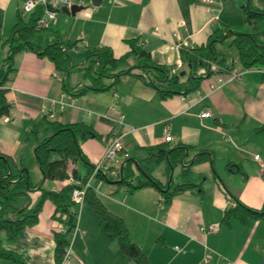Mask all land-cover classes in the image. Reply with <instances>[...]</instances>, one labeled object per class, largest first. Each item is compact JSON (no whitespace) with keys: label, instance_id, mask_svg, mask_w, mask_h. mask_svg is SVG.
Segmentation results:
<instances>
[{"label":"crops","instance_id":"1","mask_svg":"<svg viewBox=\"0 0 264 264\" xmlns=\"http://www.w3.org/2000/svg\"><path fill=\"white\" fill-rule=\"evenodd\" d=\"M27 1L0 0L1 35L8 30L10 33L5 40H0V76L9 55L13 28ZM213 1L96 0L93 3V0H74L87 6L86 10L76 16L61 12L51 29L45 30L50 36L36 40V34L32 41L44 47L49 40H63L72 66L70 74H66L67 81L75 96L63 86L65 74L33 49H23L14 56V71L5 83L12 108L0 121V154L23 162L27 149L35 153L39 134L42 140L52 133L47 128L49 119L42 104L64 95L66 102L70 104L73 98L74 103L64 111L56 105L55 121L85 122L100 136L81 142L83 152L94 167L101 161L107 145L121 137V152L103 167L105 174L117 176L126 160L160 152L162 157L151 175L161 185L203 182V192L197 188L183 191L166 204L161 191L154 187L130 192L125 186L102 177L91 180L103 203L124 220L130 238L140 245L152 264H200L207 255L213 256L214 264L228 261L263 264L264 220L249 217L243 222L233 216L228 224L221 225L225 214L239 202L256 210L264 208V175L260 163L254 160L259 154L264 162V130H260L264 126L263 70L248 71L240 80L215 91L210 90L209 80L205 79L197 91L162 96L136 69L121 76L118 84L109 90L77 93L89 83L85 68L95 48H109L116 58L124 57L115 71L126 70L135 65L131 42L138 40L150 54L151 63L170 71L181 59L177 43L199 48L207 45L215 34L225 31L222 14L228 0ZM232 5L235 9L238 7L235 2ZM215 13L219 14L218 20H213ZM219 42L222 41L215 42V50ZM184 70L187 71L183 69L180 74ZM184 77H188V71L181 77L183 82L188 79ZM206 110L211 112V117L201 116ZM167 128L173 135L172 142L164 140ZM179 144L190 147L186 152L187 161L206 152L213 157L186 168L181 163L170 167L165 150ZM58 157L52 155V159ZM78 169L80 172V166ZM80 175L85 174L80 172ZM74 181L43 179L40 184L44 189L59 191ZM40 193L36 190L19 195L24 201L18 207L33 205ZM59 214L55 203L46 200L37 224L27 227L11 241L3 234L1 246L20 255L25 264H136L121 251L117 239L109 238L99 215L88 203L75 220L77 228L67 233L70 248L59 261L55 242L56 233L61 229ZM201 225H215L217 230L204 232ZM166 247H173L177 252L171 255ZM0 264L16 262L0 258Z\"/></svg>","mask_w":264,"mask_h":264},{"label":"trees","instance_id":"2","mask_svg":"<svg viewBox=\"0 0 264 264\" xmlns=\"http://www.w3.org/2000/svg\"><path fill=\"white\" fill-rule=\"evenodd\" d=\"M238 1L241 3L240 8L245 14V22L251 27L250 31H237L235 26L234 29L228 28L225 33L221 31L218 36L215 34L205 46L181 50V58L184 64L195 69L204 66L207 68L206 75L197 78L188 76V79L183 82L180 75L171 76L167 68L151 63L150 54L136 40L131 42V54L136 62L133 67L126 70L115 71L118 63L124 61L125 58H116L111 49L100 47L91 50L88 57L89 65L85 68V78L89 80V83L84 84L77 94H83L90 90L97 92L109 90L118 84L121 76L128 75L136 69L140 71L138 75L147 84L159 91L162 96L175 92L184 95L189 94L197 91L205 78L214 73H222L232 67L235 58L231 60L227 56L219 54L214 48L215 42L228 38L232 39L231 46H236L238 50L236 57L239 58L242 66L247 69H262V79L264 80V0ZM38 15V12L29 16L20 13L13 28V35L9 41V55L4 61L3 74L0 76V121L9 115L12 108V104L7 98L8 89L5 88V83L14 71L13 59L19 51L33 49L41 53L42 56L49 58L57 70L67 74V76L70 74L72 68L70 56L67 48L62 45L63 40L57 38L49 40L44 47L36 46L33 43L32 38L41 32L36 28ZM214 66L222 69L213 68ZM67 76L63 78V86L71 95H74L67 81ZM106 79L111 82L106 83ZM183 87L185 90L182 89ZM47 122V128L52 133L40 140L35 148V156L44 180L65 181L74 179L75 181L67 184L59 191L44 189L43 184H33L30 181L29 172L23 163L20 165L19 173L16 174L11 168L9 157L0 154V258L13 259L16 264H25V261L20 255L1 246V236L6 234L8 240L11 241L27 227L37 224L46 200H52L55 203L57 212L67 214L66 223L70 226V231L74 229L77 224L75 223L76 215L70 211V207L73 205L72 192L76 187H83L94 171V165L89 162L83 152L81 142L89 138H100V136L85 122L67 124L51 120ZM41 124L44 122L42 121ZM260 130H264V126ZM189 149V146L179 144L167 152L165 150V156L168 155L170 167L181 163L186 168L192 163L210 160L213 157V154L206 152L196 156L193 161H187L186 152ZM159 153H149L145 158L126 160L117 176H109L102 171L96 176L123 185L130 192L154 187L161 191L166 204L170 203L175 195L183 191L197 188L203 192V182L196 184L186 181L177 185L170 182L163 186L153 178L151 175L153 166L162 157ZM53 154H57L59 157L52 159ZM79 159L87 167V173L84 176L80 175L76 165ZM36 190L41 191V196L33 205L29 203L26 206L18 207L14 204L19 195ZM84 199L85 203H88L99 215L109 238L119 241L120 249L125 255L133 259L136 264H152L150 257L144 253L140 245L130 238L129 228L124 220L107 208L92 186L87 188ZM233 216L239 217L243 222H246L249 217L264 220V208L256 210L239 202L235 208L230 209L225 214L221 225L228 224ZM55 242L57 259L61 261L70 247L67 234L57 232Z\"/></svg>","mask_w":264,"mask_h":264},{"label":"built area","instance_id":"3","mask_svg":"<svg viewBox=\"0 0 264 264\" xmlns=\"http://www.w3.org/2000/svg\"><path fill=\"white\" fill-rule=\"evenodd\" d=\"M209 3H214L213 0H207ZM74 0H28L24 7L22 13L26 16H29L35 12H38V17L36 20V28L38 31H44L49 30L57 21L59 14L62 12L63 7H71L74 4ZM219 14L215 13L213 16V20H218ZM175 36H178V33H174ZM86 41H84L85 43ZM178 50H182L183 48H194L193 45L189 43H177L176 45ZM217 69H222L221 67H213ZM183 69H187L188 76L197 78L201 75L207 74V68L202 66L197 69L192 67H187L182 58L178 61V63L170 70V75H180V71ZM262 70L259 68H252L247 69L244 68L239 60V58L233 59V65L229 70H226L222 73H214L213 75L205 78L209 80V87L210 90L215 91L220 88H222L224 85H226L229 82L240 80L242 76L251 70ZM186 71V72H187ZM55 76L57 74H54ZM204 79V80H205ZM64 95H62L59 99H52V100H46L42 104L43 112L46 115V117L51 120L55 121L56 119V113L54 112V108L56 105L60 106L61 111H64L65 107L67 105H73L74 100L72 98L70 104L64 100ZM202 117L208 118L211 117V112L206 110L203 111L201 114ZM8 120V118H6ZM165 142H172L173 141V135L170 133V130L167 128L165 130V136H164ZM122 143H121V137L114 138L106 147L104 155L100 162H98L95 167L93 174L91 175L89 181L83 186V187H76L72 192V201L73 205L70 207V211L76 215V220L79 219L82 206L85 203V194L86 190L89 186H91V180L96 176L99 172H104L103 167H106V163L112 159H114L118 153L122 149ZM254 160L259 162L262 167V172L264 175V162H262L261 157L259 154L254 156ZM59 221L61 223V229L60 232L63 234H67L70 231V226L66 223L67 214H63L60 212L59 214ZM65 221V222H64ZM77 228V225H75V228ZM200 229L204 232H215L217 230V226H200ZM70 248V247H69ZM179 251H184L179 247H176ZM200 264H214V258L212 255H207L203 261ZM227 264H235L232 261H228ZM264 264V261H263Z\"/></svg>","mask_w":264,"mask_h":264},{"label":"rangeland","instance_id":"4","mask_svg":"<svg viewBox=\"0 0 264 264\" xmlns=\"http://www.w3.org/2000/svg\"><path fill=\"white\" fill-rule=\"evenodd\" d=\"M233 2L238 4V7L236 9L233 8V5H232ZM240 4L241 3L238 0H228L227 9L222 14V21L223 22L225 21L224 22L225 24H223V25L227 26V27L225 26V28H224L225 31L224 32H226V30L228 29V26H230V28H232V29H234V27L236 26L235 30H237V31H250L251 30L250 25L245 22V20H246L245 14H244L243 9L240 8ZM50 34L51 33L47 32L45 30L41 31V32H38L37 36H36V40H38L39 38H42L44 40L45 36H47V35L50 36ZM2 35L0 34V40H1V38H3L5 40L7 37H9L8 35H10L9 30H8V32L5 35H3L4 37ZM52 38H54V37H52ZM231 43H232V39H230V38H228V39H226V40H224L222 42H219L216 45V50L218 51V53H220L222 55H225L228 58L232 59V57H234V56H236L238 54V50H237L236 46H231ZM70 47L72 49L73 48V44H71ZM72 51H73V49H72ZM74 57H75V55H74ZM184 78H187V77H184ZM38 138H39V140H41L42 136L39 134ZM35 139H36V135L34 136L33 141H35ZM9 159H10L11 168H12L14 173H16V174L19 173L18 170L20 168L21 163H23L24 167L29 172L30 181L33 184H40L41 182H43L44 176H43V173H42V171H41V169L39 167V164L37 162V159H36L34 151H31V149L30 150L27 149V151L25 152V155H24L23 162L21 160H19L18 158H16V157H13V158L10 157ZM77 163L80 166V172L82 174H86L87 173V167H86L85 163L81 159L77 160ZM156 164L157 163H155L153 167H155ZM79 166H77V167L79 168ZM177 176H178V172L176 170V172H175V177H176L175 180H176V182H178L177 181V178H178ZM20 201L22 203L24 200H21L18 197L14 201V204L17 205V206H20V203H19ZM137 231L141 232L140 229H137ZM68 238L71 240V234H68ZM166 248H168V247H166ZM168 251L171 252V255H173L175 252H177L175 250V248H173V247H172V249L168 248Z\"/></svg>","mask_w":264,"mask_h":264},{"label":"water","instance_id":"5","mask_svg":"<svg viewBox=\"0 0 264 264\" xmlns=\"http://www.w3.org/2000/svg\"><path fill=\"white\" fill-rule=\"evenodd\" d=\"M96 0H93V3H95ZM87 6L83 5V4H77V3H74L71 7H63L62 8V12L63 13H66L68 15H71V16H76L78 12H81L83 10H86ZM186 75V71H182L180 76L183 77ZM66 76V74H65Z\"/></svg>","mask_w":264,"mask_h":264}]
</instances>
